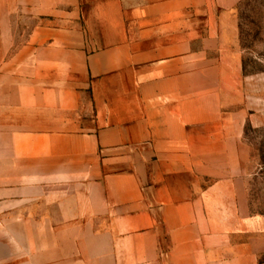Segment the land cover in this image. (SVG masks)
Listing matches in <instances>:
<instances>
[{
	"label": "crops",
	"instance_id": "crops-1",
	"mask_svg": "<svg viewBox=\"0 0 264 264\" xmlns=\"http://www.w3.org/2000/svg\"><path fill=\"white\" fill-rule=\"evenodd\" d=\"M240 1L0 0V182L57 209L53 251L264 264L230 112ZM24 2L35 24L6 61Z\"/></svg>",
	"mask_w": 264,
	"mask_h": 264
},
{
	"label": "rangeland",
	"instance_id": "rangeland-1",
	"mask_svg": "<svg viewBox=\"0 0 264 264\" xmlns=\"http://www.w3.org/2000/svg\"><path fill=\"white\" fill-rule=\"evenodd\" d=\"M16 5L11 7L15 35L6 61L13 59L14 51L27 41L35 24V19L30 18L29 3ZM236 16L242 71L237 92L229 96L230 112L246 114L245 119L240 118L244 121L240 141L246 146L243 185L248 212L264 236V0H241L236 6ZM29 185L24 183L26 203L16 207L14 191H9L13 185H7L5 199L2 191L5 185L0 182V264H111L103 259L106 255L98 260L100 257L84 246L73 248L72 254L71 248L66 255L53 251L56 247L51 245L50 223L51 227L56 225L61 215L50 205L40 204L36 190H30ZM260 260L264 261V253Z\"/></svg>",
	"mask_w": 264,
	"mask_h": 264
}]
</instances>
